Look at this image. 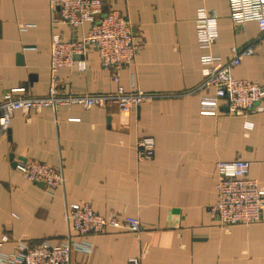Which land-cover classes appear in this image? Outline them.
Listing matches in <instances>:
<instances>
[{"label": "crops", "instance_id": "obj_1", "mask_svg": "<svg viewBox=\"0 0 264 264\" xmlns=\"http://www.w3.org/2000/svg\"><path fill=\"white\" fill-rule=\"evenodd\" d=\"M126 17L136 43L132 64L118 82L92 47L57 72L70 94L143 91L150 102L120 114L115 107L80 105L13 112L0 134L1 252L69 243L71 264H264V212L259 222L220 227L208 207L215 203L217 165L242 159L248 178L264 189V101L259 111L232 115L225 100L214 116L199 113L212 91L203 76L195 17L199 9L217 19L209 53L222 62L253 44V54L231 70L239 80L264 83V36L256 23L232 24L228 0H103ZM89 24L59 23L50 0H0V100L14 92L43 97L50 87V43L81 39ZM15 90V91H14ZM151 138L154 155L139 160L136 142ZM33 160L63 173L62 187L27 181L16 163ZM73 203H88L101 216L136 217L138 232L107 229L80 236L64 217Z\"/></svg>", "mask_w": 264, "mask_h": 264}, {"label": "built area", "instance_id": "obj_2", "mask_svg": "<svg viewBox=\"0 0 264 264\" xmlns=\"http://www.w3.org/2000/svg\"><path fill=\"white\" fill-rule=\"evenodd\" d=\"M50 6L52 10L58 9L59 23L73 29L88 23V31L78 40L63 41L58 36L52 37L48 94L43 97L14 92L4 94L0 100V134L7 131L11 115L17 110L28 112L44 107L80 105L85 109L115 107L120 114H126L131 107L148 103L156 97L153 93L143 91L125 92L121 87L106 94L67 93L58 82L57 72L62 67L74 65L75 56H85L88 47L95 49L101 66L114 73L113 81L117 83L120 70L132 64L136 55L135 36L131 25L120 12L114 9L104 12L103 0H50ZM228 7L232 24L254 22L260 35L264 36V0H228ZM194 22L197 45L204 52L199 58L203 76L199 89L212 91L200 98L199 113L216 115L220 100H225L227 111L232 115L261 110L258 104L264 101V83L235 79L231 73L232 68L239 65L244 57L253 54V44L241 49L230 60L222 62L209 53L218 36L216 16L205 9H199ZM136 151L139 160L152 159L153 140L138 139ZM15 167L27 181L42 183L48 189L62 187L64 183L59 167L33 160L18 162ZM216 171L217 198L208 207L211 218L225 229L259 222L264 212V189L255 180L248 178L249 162L242 159L220 162ZM64 217L71 229L80 236L103 233L107 229L141 230L138 218L101 216L88 203L68 205ZM3 241L5 239L0 241V249ZM71 249L69 243L29 246L19 242L11 254L0 250V264H71ZM126 264H141V261L139 257H132Z\"/></svg>", "mask_w": 264, "mask_h": 264}, {"label": "water", "instance_id": "obj_3", "mask_svg": "<svg viewBox=\"0 0 264 264\" xmlns=\"http://www.w3.org/2000/svg\"><path fill=\"white\" fill-rule=\"evenodd\" d=\"M40 184H42V183H40Z\"/></svg>", "mask_w": 264, "mask_h": 264}]
</instances>
